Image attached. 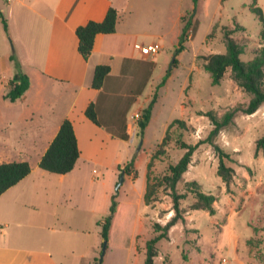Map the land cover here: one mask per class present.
<instances>
[{
	"label": "rangeland",
	"instance_id": "obj_1",
	"mask_svg": "<svg viewBox=\"0 0 264 264\" xmlns=\"http://www.w3.org/2000/svg\"><path fill=\"white\" fill-rule=\"evenodd\" d=\"M182 8L191 24L185 49L174 56L177 44L167 48L159 60V68L153 71L137 97L142 104L157 92L151 120L143 135L140 136L137 124H128L133 141L121 142L113 148L107 163L91 164L85 186L72 191L73 202L55 208L61 218L56 221V237L61 240L57 249H62V255L55 257L62 264H98L103 241L97 223L108 214L106 193L109 189L119 208L101 264H144L145 243L154 235L153 223L164 225L173 215L169 190L164 187L157 191L150 205L143 202L147 165L168 125L182 120L186 129L176 125L170 128L164 152L151 168L150 176L154 179L166 175L168 167L185 153L178 140L195 146L208 137L211 123L199 113L213 111L220 117L230 109L245 107L250 100L230 78V69L220 84L211 85L202 64L203 57L226 53L225 30H230L231 37L242 46L239 56L242 62L251 60L264 49V26L252 12L253 8H258L264 17V0H198L196 5L192 0H184ZM0 10L6 17L5 0H0ZM25 32L24 41L30 43L31 35ZM7 40L13 53L16 47L10 37ZM174 58L179 64L172 69ZM5 62L2 77L16 71L12 61ZM169 70H172L170 76L161 86ZM7 90L0 89V104ZM138 107V103L131 105L129 113ZM29 119L23 115L10 125L0 122V136L15 141L30 123ZM263 136L264 104L252 115L237 112L233 124L222 129L213 140V144L229 154V158L224 159L225 165L233 169L228 184L217 175L219 159L212 144L197 147L176 190L185 193L187 182H197L202 192L215 197L214 214L191 210L194 198L188 194L180 202V208L185 210L183 220L169 230L166 240L156 245L155 264H264V152H256V142ZM25 142L24 139L23 151L28 154L25 158L30 167L35 166L37 152ZM5 150L0 145V154L3 152L4 156ZM12 159L19 161L20 158L14 153ZM131 161L129 175H124V182L116 190L121 169ZM116 162L120 167H115ZM95 202L97 212L92 211Z\"/></svg>",
	"mask_w": 264,
	"mask_h": 264
},
{
	"label": "crops",
	"instance_id": "obj_2",
	"mask_svg": "<svg viewBox=\"0 0 264 264\" xmlns=\"http://www.w3.org/2000/svg\"><path fill=\"white\" fill-rule=\"evenodd\" d=\"M183 1L5 0L8 30L4 31L0 20V89L9 90L15 73L1 76L11 55L29 77L30 86L15 102L6 100L8 90L3 93L0 122L10 125L25 115L30 123L13 142L0 136V145L6 149L4 156L0 154V164L28 162L24 139L37 152V160L28 176L0 195V264H62L55 257L62 255V249H57L61 240L56 237V221L61 218L55 208L73 202L72 191L85 186L91 164L107 163L113 148L133 141L128 124H134L133 114L141 113L151 99L147 97L141 104L137 97L159 68L165 50L178 44L184 19H188ZM110 7L118 11L116 30L97 35L85 61L77 50L75 29L88 21H102ZM26 30L30 43L24 41ZM7 36L16 47L13 53ZM154 42L161 45L157 54L140 53L138 46ZM101 65L109 66L110 72L96 90L91 86L93 71ZM90 103L98 125L85 116ZM137 103L136 111L129 113ZM64 119L73 125L80 155L71 172L54 175L39 169L38 164ZM14 153L19 161L12 159ZM115 167L120 165L116 162ZM112 195L109 189L108 209ZM92 206L97 212L96 202Z\"/></svg>",
	"mask_w": 264,
	"mask_h": 264
},
{
	"label": "trees",
	"instance_id": "obj_3",
	"mask_svg": "<svg viewBox=\"0 0 264 264\" xmlns=\"http://www.w3.org/2000/svg\"><path fill=\"white\" fill-rule=\"evenodd\" d=\"M192 2L196 5L198 0H192ZM252 12L258 16L259 21L264 26V17L261 10L253 8ZM117 19L118 11L115 8L110 7L102 21H88L86 24L78 26L75 29V35L78 39L77 50L83 60H88L93 49L94 39L97 35H107L115 32ZM0 20L4 31L7 32V20L1 12ZM184 20L186 22L182 28L178 44L174 50V56H177L185 49L184 43L188 40L187 33L191 24L188 19ZM237 27L241 30L243 29L240 26ZM231 36L232 32L230 30H225L224 43L226 46V53L203 57L202 68L208 73L211 85L220 84L224 74L230 69V78L244 93L250 96V100L245 107L230 109L220 117L213 111L204 114L199 113L200 116L207 117L211 123L212 129L208 137L195 146L188 145L184 141L178 140L177 142L180 148L185 150V153L176 164L168 167L166 175L161 179H154L150 176L151 168L154 160L158 159L164 152V147L169 140L170 128L176 125L178 128L186 129V123L182 120H175L168 125L164 138L157 146V149L152 154L150 162L147 165L146 187L143 195V202L145 205H150L155 201L157 191L164 187L169 190V195L172 200L171 210L173 211V215L164 225L153 223L152 231L154 235L145 243L144 264H155L154 259L158 256L156 248L157 243L160 240H166L168 238L169 230L179 221L183 220L185 210L180 208V202L184 200L188 194H191L194 198L193 203L190 205L191 210H203L207 211L210 215L214 214L213 204L215 202V197L202 192L197 182H187L185 184V193L180 194L176 190L178 182L181 181L183 174L188 170L194 151L201 144H212L216 157L219 159L217 175L225 184H228L232 179L233 169L225 165L224 159H228L229 154L225 153L217 144H213V140L219 135L222 129L233 124V118L237 112H242L245 115H252L262 104H264V49H260L251 60L242 62L239 56L243 52V48ZM9 59L13 62L16 71L13 77L9 80V90L5 97L10 102H15L26 93L30 86V80L29 77L22 72L20 63L16 57L11 55ZM177 64L178 62L176 58H174L171 63V68L176 67ZM109 72V66L101 65L95 67L91 84L92 88L96 90L100 89ZM170 73L171 70L166 72V76L160 83L161 86L165 83L167 77L170 76ZM156 99L157 92H154L148 106L141 112L140 118L137 122L140 136L143 135L148 126ZM85 116L92 123L98 125L93 103L88 105L85 111ZM260 150L264 152V136L256 142V152ZM79 155L80 151L74 134L73 125L70 120L64 119L56 136L41 157L38 167L47 173L65 175L74 169L79 159ZM132 166L133 161L127 163L121 169V172H123L124 175H129V169ZM30 171L31 167L26 161L0 164V195L28 176ZM113 197L114 196L111 197L108 214L102 217L97 223L100 228L101 239L105 242H108L110 231L119 208L118 202Z\"/></svg>",
	"mask_w": 264,
	"mask_h": 264
},
{
	"label": "built area",
	"instance_id": "obj_4",
	"mask_svg": "<svg viewBox=\"0 0 264 264\" xmlns=\"http://www.w3.org/2000/svg\"><path fill=\"white\" fill-rule=\"evenodd\" d=\"M140 53L144 56H153L155 54H157L160 50H161V45L159 43H151V44H147V45H141L138 46ZM139 113H135L132 116V120L134 124H137L139 118H140Z\"/></svg>",
	"mask_w": 264,
	"mask_h": 264
},
{
	"label": "water",
	"instance_id": "obj_5",
	"mask_svg": "<svg viewBox=\"0 0 264 264\" xmlns=\"http://www.w3.org/2000/svg\"><path fill=\"white\" fill-rule=\"evenodd\" d=\"M123 182H124V173L121 172L119 181H118L117 186H116V190H118L120 188V186L122 185ZM106 245H107V242L103 241L102 242L101 254H100V257H99V260H98V264H101V262H102V258L104 256L105 250H106Z\"/></svg>",
	"mask_w": 264,
	"mask_h": 264
}]
</instances>
